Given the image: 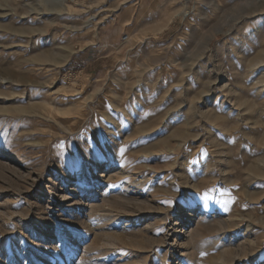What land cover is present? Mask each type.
Returning a JSON list of instances; mask_svg holds the SVG:
<instances>
[{
	"label": "rangeland",
	"instance_id": "obj_1",
	"mask_svg": "<svg viewBox=\"0 0 264 264\" xmlns=\"http://www.w3.org/2000/svg\"><path fill=\"white\" fill-rule=\"evenodd\" d=\"M263 156L264 0H0V264H264Z\"/></svg>",
	"mask_w": 264,
	"mask_h": 264
},
{
	"label": "bare ground",
	"instance_id": "obj_2",
	"mask_svg": "<svg viewBox=\"0 0 264 264\" xmlns=\"http://www.w3.org/2000/svg\"><path fill=\"white\" fill-rule=\"evenodd\" d=\"M155 83H156V82H152L153 86L155 85ZM163 90H164V89H163ZM45 106H46V105H45ZM45 106H43V107H45ZM263 158H264V156H263ZM263 158H262V159H263ZM259 160H260V159H259ZM259 163H260V162H259ZM256 164H258V163H256ZM256 166H257V165H256ZM256 166H255V167H256ZM188 216H189V215H188ZM178 218H179V217H178Z\"/></svg>",
	"mask_w": 264,
	"mask_h": 264
}]
</instances>
